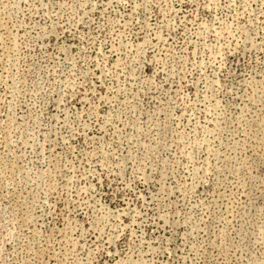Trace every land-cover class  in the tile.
<instances>
[{
    "label": "rangeland",
    "instance_id": "374dc122",
    "mask_svg": "<svg viewBox=\"0 0 264 264\" xmlns=\"http://www.w3.org/2000/svg\"><path fill=\"white\" fill-rule=\"evenodd\" d=\"M0 264H264V0H0Z\"/></svg>",
    "mask_w": 264,
    "mask_h": 264
}]
</instances>
